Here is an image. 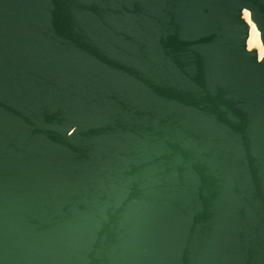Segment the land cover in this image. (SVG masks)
I'll use <instances>...</instances> for the list:
<instances>
[{
  "label": "water",
  "instance_id": "water-1",
  "mask_svg": "<svg viewBox=\"0 0 264 264\" xmlns=\"http://www.w3.org/2000/svg\"><path fill=\"white\" fill-rule=\"evenodd\" d=\"M252 25L264 0H0V264H264Z\"/></svg>",
  "mask_w": 264,
  "mask_h": 264
},
{
  "label": "bare ground",
  "instance_id": "bare-ground-1",
  "mask_svg": "<svg viewBox=\"0 0 264 264\" xmlns=\"http://www.w3.org/2000/svg\"><path fill=\"white\" fill-rule=\"evenodd\" d=\"M245 18L250 23V13L249 12H245ZM249 48L250 49L257 48L259 50L260 57L261 58L264 57V48L262 46L260 33L254 25H252V29H251V35L249 39Z\"/></svg>",
  "mask_w": 264,
  "mask_h": 264
}]
</instances>
